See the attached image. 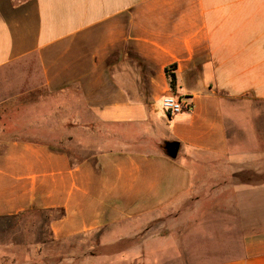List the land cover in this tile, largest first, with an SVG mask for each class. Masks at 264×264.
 <instances>
[{"label":"crops","instance_id":"obj_1","mask_svg":"<svg viewBox=\"0 0 264 264\" xmlns=\"http://www.w3.org/2000/svg\"><path fill=\"white\" fill-rule=\"evenodd\" d=\"M40 89L60 103L5 104ZM169 96L184 109L162 135L151 105ZM246 99L264 102V0H0V223L57 213L50 241L99 237L111 250L124 240L118 257L148 264L154 248L178 249V232H143L164 219L180 225L197 194L220 192L231 194L222 203L237 210L240 245L205 264H264V139ZM41 130L50 140L31 136ZM58 136L94 153L76 161L50 147ZM173 141L175 159L164 149ZM242 171L258 179L206 180ZM3 243L0 256H14L15 244ZM36 250L34 259L48 256ZM78 258L72 251L60 264H85Z\"/></svg>","mask_w":264,"mask_h":264},{"label":"rangeland","instance_id":"obj_2","mask_svg":"<svg viewBox=\"0 0 264 264\" xmlns=\"http://www.w3.org/2000/svg\"><path fill=\"white\" fill-rule=\"evenodd\" d=\"M121 67L123 68L124 66L122 65ZM35 69L39 72L37 66ZM58 94H53L54 96L48 97L49 92L40 89L30 96L24 95L19 99H10L11 101H7L5 104L8 105L7 107L15 105L27 106L30 104L39 105L45 103L43 99L46 96L48 97L47 101L49 105L59 104L61 97ZM239 103L245 109L246 119L260 123L259 132L264 139V125H262L264 123V102L246 99ZM151 106L155 113L156 122L161 125H159L160 134L166 135L168 131L167 126L170 123H165V121L169 120V115L163 107V100L154 102ZM3 115L4 113H0L1 117ZM181 116L177 115L175 119ZM171 117L174 118L173 116ZM172 123H175V121ZM171 124L168 126L169 128L174 127ZM34 134L38 140H50L46 138L45 131H31V136H34ZM58 135L61 136L60 134ZM58 141H63V143L50 145V147L66 150L72 157H75L74 160L76 161L81 158H87L94 153L92 146H79L73 142H66V139L62 138L58 139ZM261 168H264V160L261 161ZM239 174V176L233 178L216 176L207 178L206 180L209 181L211 179V182L208 183L210 185H222L223 183H240L242 181H256L258 179L252 175V171H242ZM202 179L204 178H200V180ZM260 180L264 181V177H261ZM197 195L198 202L188 203L187 205L192 207H185L179 212L180 225H177L176 222L170 219H164L165 222L162 220L156 221L143 232L142 237L145 233H148V236L151 238L167 236L169 231L166 228H170L169 230H171L173 226L178 232V249L171 251L167 249L168 251L162 252L158 248H154L153 251H150L148 264H205L234 257L230 255V253H233V250L230 252V247H237V244H239L237 242V236L240 237L241 234H236L235 230L240 228V225L236 223L240 221V218H237V210L228 209L222 203L223 196L225 195L224 198H226V195L230 196L231 194L200 192ZM56 216H58L57 213L52 215L50 212L32 210L22 213L10 221H2L0 223V244L3 242V244L9 246L15 244L13 246L15 251L14 256H0V264H45V261L60 264L61 257H65L67 253L70 254L72 251H77L79 254L78 259H84L85 264H128L130 258L128 260V257H118L119 253L128 250V241L114 242L115 244L111 245V250L99 245V237L97 239L92 236L82 237L81 239L78 238L66 242L50 241L48 239V224L52 217ZM194 219L196 223L193 222ZM245 231L247 232L248 229L246 228ZM143 242L144 238L143 241L141 239L140 241H135L134 246L139 247ZM39 245L41 247H38ZM41 249H44L48 256L45 257L43 253H40V256L34 259L33 253H35V250L38 252ZM161 253L164 254L160 255ZM174 253L177 254L172 256ZM209 253L212 255H208ZM107 255H113L112 258H115L116 263H108L106 261L108 260L106 258ZM91 256H95L93 263H89ZM130 264L141 263L137 259L135 262L130 261Z\"/></svg>","mask_w":264,"mask_h":264},{"label":"built area","instance_id":"obj_3","mask_svg":"<svg viewBox=\"0 0 264 264\" xmlns=\"http://www.w3.org/2000/svg\"><path fill=\"white\" fill-rule=\"evenodd\" d=\"M163 107L166 110L167 114L171 117L173 115L179 114L183 111L184 106L180 102V100L176 99L175 97L169 96L164 98L163 100ZM188 110H191L192 107L189 105L187 107Z\"/></svg>","mask_w":264,"mask_h":264},{"label":"water","instance_id":"obj_4","mask_svg":"<svg viewBox=\"0 0 264 264\" xmlns=\"http://www.w3.org/2000/svg\"><path fill=\"white\" fill-rule=\"evenodd\" d=\"M164 148L168 152L169 156L175 159L177 158L180 150V143L178 141L167 142Z\"/></svg>","mask_w":264,"mask_h":264},{"label":"trees","instance_id":"obj_5","mask_svg":"<svg viewBox=\"0 0 264 264\" xmlns=\"http://www.w3.org/2000/svg\"><path fill=\"white\" fill-rule=\"evenodd\" d=\"M176 65H170L166 67V74L168 75L170 79V87L172 89L175 88L176 85V74H175ZM165 149V148H164ZM165 153L169 156L168 152L165 150Z\"/></svg>","mask_w":264,"mask_h":264}]
</instances>
